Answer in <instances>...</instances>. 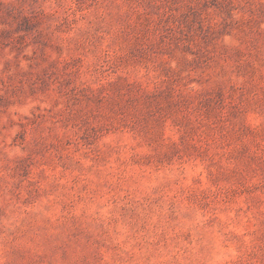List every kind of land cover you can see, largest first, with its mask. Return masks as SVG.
<instances>
[{"label":"rangeland","instance_id":"obj_1","mask_svg":"<svg viewBox=\"0 0 264 264\" xmlns=\"http://www.w3.org/2000/svg\"><path fill=\"white\" fill-rule=\"evenodd\" d=\"M0 264H264V0H0Z\"/></svg>","mask_w":264,"mask_h":264}]
</instances>
